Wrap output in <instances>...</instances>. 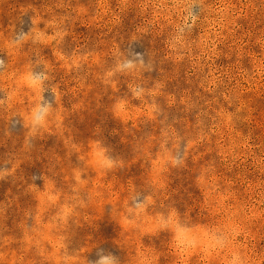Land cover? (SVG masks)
I'll list each match as a JSON object with an SVG mask.
<instances>
[{
  "label": "rangeland",
  "instance_id": "374dc122",
  "mask_svg": "<svg viewBox=\"0 0 264 264\" xmlns=\"http://www.w3.org/2000/svg\"><path fill=\"white\" fill-rule=\"evenodd\" d=\"M264 264V0H0V264Z\"/></svg>",
  "mask_w": 264,
  "mask_h": 264
},
{
  "label": "clouds",
  "instance_id": "9594fccd",
  "mask_svg": "<svg viewBox=\"0 0 264 264\" xmlns=\"http://www.w3.org/2000/svg\"><path fill=\"white\" fill-rule=\"evenodd\" d=\"M97 257L95 261H91L90 264H115L116 258L112 253L105 254L104 249H100L97 252Z\"/></svg>",
  "mask_w": 264,
  "mask_h": 264
}]
</instances>
